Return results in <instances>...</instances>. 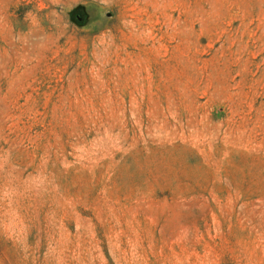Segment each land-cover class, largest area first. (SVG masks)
Returning <instances> with one entry per match:
<instances>
[{"label": "rangeland", "instance_id": "rangeland-1", "mask_svg": "<svg viewBox=\"0 0 264 264\" xmlns=\"http://www.w3.org/2000/svg\"><path fill=\"white\" fill-rule=\"evenodd\" d=\"M0 264H264V0H0Z\"/></svg>", "mask_w": 264, "mask_h": 264}]
</instances>
